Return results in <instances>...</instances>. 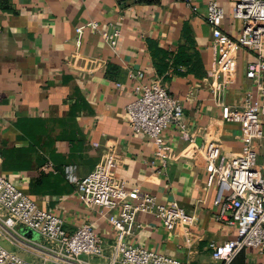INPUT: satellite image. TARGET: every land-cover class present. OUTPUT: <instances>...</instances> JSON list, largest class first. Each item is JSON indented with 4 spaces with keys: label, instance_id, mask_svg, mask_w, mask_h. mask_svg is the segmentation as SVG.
<instances>
[{
    "label": "crops",
    "instance_id": "1",
    "mask_svg": "<svg viewBox=\"0 0 264 264\" xmlns=\"http://www.w3.org/2000/svg\"><path fill=\"white\" fill-rule=\"evenodd\" d=\"M208 1L0 0V152L5 157L0 171L40 207L59 215L68 231L92 224L104 250L101 256H82L89 264H111L116 233L105 209L82 203L75 181L107 159L114 161L113 176L126 189L136 187L157 203L175 202L189 215L188 222L168 230L154 214L138 213L128 238L132 244L191 264H213L208 243L236 236L234 226L216 219V186L206 184L199 148L215 141L231 159L243 144L239 123L221 117L205 77L215 58L205 18ZM215 1L226 12L221 28L236 36L242 26L231 15L236 0ZM89 20L98 29L85 28L77 47L75 28ZM114 26L120 33L110 47L102 32ZM252 60L244 49L237 53L223 103L235 105L245 93L256 94L245 76ZM138 70L143 83L160 79L182 101L185 129L193 138L189 143L181 129L168 125L162 134L169 147L164 165L153 139L133 132L126 119L125 107L134 98L129 73ZM263 153L261 145L259 164ZM19 230L25 240L1 243L26 260L56 264L44 261L42 249L30 242L40 241L36 232ZM229 264H264V251L244 248Z\"/></svg>",
    "mask_w": 264,
    "mask_h": 264
},
{
    "label": "built area",
    "instance_id": "2",
    "mask_svg": "<svg viewBox=\"0 0 264 264\" xmlns=\"http://www.w3.org/2000/svg\"><path fill=\"white\" fill-rule=\"evenodd\" d=\"M115 1L122 5L126 1L141 0ZM182 1L192 4V0ZM225 14V9L217 1H208L205 18L211 26L215 58L205 77L212 97L219 103L221 117L239 123L243 144L239 153L231 159L222 155L221 145L215 141L199 147L207 172L206 184L216 186V219L236 228L233 239L208 243L213 264H229L244 248L264 251V153L261 163H258V148L264 145V0L235 1L231 15L242 23L236 36L221 28ZM98 26L96 21L91 20L77 26V47L81 45L84 29L97 30ZM119 33V28L114 26L103 31L102 37L110 47H114ZM241 49L253 55L245 76L252 80L256 94L245 93L239 103L229 105L222 102V95L230 75L235 71L237 53ZM76 54L81 56L79 51ZM80 59L87 60L84 57ZM93 61L90 60V63ZM129 77L134 81V98L125 107L128 125L133 132L153 139L164 165L169 147L164 144L162 134L168 125H176L189 143L193 141L185 129L182 101L174 97L160 79L143 83L144 73L141 70L130 72ZM1 162L0 156V165ZM113 165L114 161L107 159L75 181L82 203L105 209L107 221L116 233L111 264L116 261L122 264H191L128 241L138 213L154 214L168 230L176 223L188 222L189 215L175 202L157 203L152 195L141 193L136 187L126 189L124 182L113 176ZM131 197L137 200L131 201ZM19 227L30 229L40 236L38 242L27 241L42 249L44 261L89 264L82 256L103 255L102 240L91 223L68 231L59 215L40 207L31 195L0 171V264H44L26 260L1 243V239L11 242L25 240Z\"/></svg>",
    "mask_w": 264,
    "mask_h": 264
},
{
    "label": "trees",
    "instance_id": "3",
    "mask_svg": "<svg viewBox=\"0 0 264 264\" xmlns=\"http://www.w3.org/2000/svg\"><path fill=\"white\" fill-rule=\"evenodd\" d=\"M151 1H154V0H141L140 2H151ZM0 156L2 158V162H1V164H2L5 161V157L1 152H0ZM40 176H42V175H40Z\"/></svg>",
    "mask_w": 264,
    "mask_h": 264
}]
</instances>
